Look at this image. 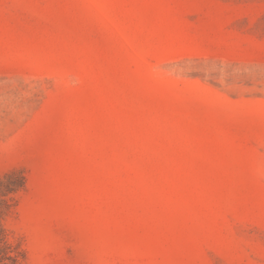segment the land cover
I'll use <instances>...</instances> for the list:
<instances>
[{
    "label": "rangeland",
    "instance_id": "374dc122",
    "mask_svg": "<svg viewBox=\"0 0 264 264\" xmlns=\"http://www.w3.org/2000/svg\"><path fill=\"white\" fill-rule=\"evenodd\" d=\"M0 264H264V0H0Z\"/></svg>",
    "mask_w": 264,
    "mask_h": 264
},
{
    "label": "trees",
    "instance_id": "16d2710c",
    "mask_svg": "<svg viewBox=\"0 0 264 264\" xmlns=\"http://www.w3.org/2000/svg\"><path fill=\"white\" fill-rule=\"evenodd\" d=\"M21 179H22V178H21ZM18 186H20V184H19Z\"/></svg>",
    "mask_w": 264,
    "mask_h": 264
}]
</instances>
